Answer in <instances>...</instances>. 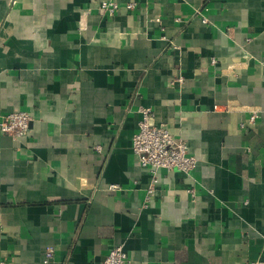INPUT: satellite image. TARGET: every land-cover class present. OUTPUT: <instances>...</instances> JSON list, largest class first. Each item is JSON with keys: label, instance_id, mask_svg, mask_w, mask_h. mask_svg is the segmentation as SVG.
Masks as SVG:
<instances>
[{"label": "crops", "instance_id": "obj_1", "mask_svg": "<svg viewBox=\"0 0 264 264\" xmlns=\"http://www.w3.org/2000/svg\"><path fill=\"white\" fill-rule=\"evenodd\" d=\"M114 1L0 0V260L264 264V0ZM145 107L193 169L138 165Z\"/></svg>", "mask_w": 264, "mask_h": 264}, {"label": "built area", "instance_id": "obj_2", "mask_svg": "<svg viewBox=\"0 0 264 264\" xmlns=\"http://www.w3.org/2000/svg\"><path fill=\"white\" fill-rule=\"evenodd\" d=\"M135 3L125 4L126 9H133ZM119 9V4L114 0H100L98 10L102 14L111 15ZM205 22V19H203ZM140 120L138 129L132 136L131 149L135 161L143 168L149 169L152 183L157 181L155 173L159 169H178L189 171L196 165V157L187 154V145L181 139H176L163 124L154 121V114L151 108L145 107L139 110ZM31 115L26 111H12L1 117L0 131L12 137L20 139L30 129ZM253 121V116L250 117ZM99 147H96L97 150ZM110 184L109 188H115ZM152 187L147 189L146 200L152 193ZM146 205V202H144ZM53 255V247L48 246L44 251L43 263L47 264ZM127 256L122 245H114L101 264H125ZM0 264H6L0 260ZM256 264V263H252Z\"/></svg>", "mask_w": 264, "mask_h": 264}]
</instances>
